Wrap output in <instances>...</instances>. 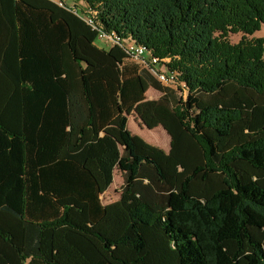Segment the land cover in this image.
Returning a JSON list of instances; mask_svg holds the SVG:
<instances>
[{
    "label": "trees",
    "instance_id": "1",
    "mask_svg": "<svg viewBox=\"0 0 264 264\" xmlns=\"http://www.w3.org/2000/svg\"><path fill=\"white\" fill-rule=\"evenodd\" d=\"M85 1L186 96L60 10L0 0V264H264V0Z\"/></svg>",
    "mask_w": 264,
    "mask_h": 264
},
{
    "label": "rangeland",
    "instance_id": "2",
    "mask_svg": "<svg viewBox=\"0 0 264 264\" xmlns=\"http://www.w3.org/2000/svg\"><path fill=\"white\" fill-rule=\"evenodd\" d=\"M65 9L72 11L71 9H68V8H65ZM74 14H77V13H74ZM78 15L82 16L81 13H79ZM84 24L88 26V28L91 31L95 32L94 41L99 47H102L107 50H111L112 48L120 49L127 58L131 59L132 62H137L140 65V67L149 69V71L153 74L154 78L159 77V79L162 81L160 80L158 81L160 82L162 86L168 89V92L172 96V99L185 98L186 91H184L182 86L175 82H172L173 80H171V78L164 75V72L166 73L165 63L169 59L164 58V59L159 60L158 58L152 56L149 53H144L140 57L129 55L126 50V46L120 45L119 43L111 40L108 37H100L97 29L94 26H91L90 24H88L85 21V19H84ZM241 36H242V33L240 32L231 33L229 34L228 39L231 43H237L240 40ZM252 37L254 38L261 37L264 39V24H262L261 28L258 31L254 32L252 35H247V38H252ZM153 59H155L156 61L154 62ZM157 60H159L160 62ZM160 72L163 73V75L167 77L168 79L166 78L161 79L160 78L161 74H159ZM158 94L159 92L157 90H155L152 87H149L147 91L145 92V97L147 99H150V98L154 99V97L152 96L153 95L158 96ZM127 127L132 133L139 135L147 143L157 146L163 149L164 151H167L169 147V141H170V140L168 141L169 136L168 134L166 135V131L160 125L149 129L145 127V125L142 124V122L139 120L135 112H131L130 114L127 115ZM113 177H115V181L113 182V179H112V182L109 185V187L99 197L102 204L114 202L119 198L120 187L122 184V177H121L120 171L116 167L113 170Z\"/></svg>",
    "mask_w": 264,
    "mask_h": 264
},
{
    "label": "built area",
    "instance_id": "3",
    "mask_svg": "<svg viewBox=\"0 0 264 264\" xmlns=\"http://www.w3.org/2000/svg\"><path fill=\"white\" fill-rule=\"evenodd\" d=\"M55 3L60 8H68V9H71L74 13H77V14L81 13V15L83 16V18L85 19V21L88 24H90L91 26H94L95 27L93 15L90 14V7L86 4V1L85 0H55ZM97 31L99 32V36L100 37H108V38H110V34L103 33V32H101L99 30H97ZM126 50H127V52H128L129 55H132V56H135V57H140L144 53H146L145 51H139L131 43H128L127 44ZM153 61L155 62L156 60L153 59ZM164 75L165 76H168V77H173V78L176 79L174 73H171V72H167L166 71V73L164 72Z\"/></svg>",
    "mask_w": 264,
    "mask_h": 264
},
{
    "label": "crops",
    "instance_id": "4",
    "mask_svg": "<svg viewBox=\"0 0 264 264\" xmlns=\"http://www.w3.org/2000/svg\"><path fill=\"white\" fill-rule=\"evenodd\" d=\"M26 1H28V2H30V3H32V4H34V5H37V6H43V7H49V8H54V9H58V10H60V13L62 14V15H67V16H71V17H73L74 19H76L77 21H80V22H82V23H84V18H83V16H79L78 14H74L72 11H70V10H67V9H65V8H60V7H58L57 5H56V3H55V0H26ZM61 15V16H62ZM63 17V16H62ZM93 43L94 44H96L95 43V41H93ZM97 45V44H96ZM159 92V91H158ZM161 95V93L159 92V94H158V96L157 95H153L152 97H154V99H156V98H158L159 96ZM150 99H152V98H150ZM167 134V133H166ZM168 141H169V137H168ZM168 149H169V147H168ZM167 149V150H168Z\"/></svg>",
    "mask_w": 264,
    "mask_h": 264
},
{
    "label": "bare ground",
    "instance_id": "5",
    "mask_svg": "<svg viewBox=\"0 0 264 264\" xmlns=\"http://www.w3.org/2000/svg\"><path fill=\"white\" fill-rule=\"evenodd\" d=\"M136 49H138L139 51H144L143 48L141 47H136ZM165 77L164 76H161V79H164Z\"/></svg>",
    "mask_w": 264,
    "mask_h": 264
}]
</instances>
